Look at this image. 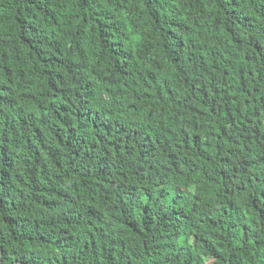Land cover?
<instances>
[{"label":"trees","instance_id":"trees-1","mask_svg":"<svg viewBox=\"0 0 264 264\" xmlns=\"http://www.w3.org/2000/svg\"><path fill=\"white\" fill-rule=\"evenodd\" d=\"M0 264H264V0H0Z\"/></svg>","mask_w":264,"mask_h":264}]
</instances>
